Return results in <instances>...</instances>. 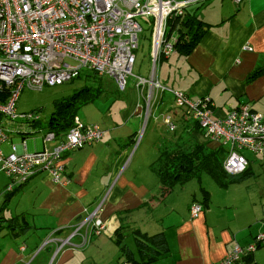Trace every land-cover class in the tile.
I'll return each mask as SVG.
<instances>
[{
  "label": "crops",
  "instance_id": "0c3cea01",
  "mask_svg": "<svg viewBox=\"0 0 264 264\" xmlns=\"http://www.w3.org/2000/svg\"><path fill=\"white\" fill-rule=\"evenodd\" d=\"M189 18L202 22L203 37L190 55L176 50L162 60L157 80L187 93L193 101L209 98L220 119L247 103L264 115V0H243L240 5L232 0H207L190 6L185 19ZM145 45L148 54L139 62L136 55L133 74L149 78L150 36ZM246 46L252 50H245ZM109 80L114 86L102 80L99 97L83 105L77 116L84 125L100 126L105 137L63 155L68 184H54L49 175L39 173L13 193L5 192L9 182L0 186V264H51L54 245L38 253L44 240L51 235L69 237L86 217L85 210H94L105 197L102 235L93 237L86 247L76 237V247L64 248L52 264H214L237 244L246 247L264 234V192L257 198L258 192L247 191L248 182L263 173L264 157L243 152L248 171L224 172L227 185L203 173L162 196L159 177L152 169L160 155L159 145L147 143L142 151L141 145L135 146L146 117L136 80L129 81L124 93ZM154 103L155 118L160 112L170 134L164 121L167 116L188 143L212 151L222 148L196 127L186 111L175 108L173 94L159 93ZM55 107L53 103L52 114ZM165 136L160 132L158 143ZM28 138L33 137L26 142ZM34 143L35 151L44 149L43 139L41 144ZM205 176L217 186H205ZM239 187H245L244 192ZM193 203L203 206L196 219L190 214ZM15 218L20 224L12 227L10 221ZM240 264H264V243Z\"/></svg>",
  "mask_w": 264,
  "mask_h": 264
},
{
  "label": "built area",
  "instance_id": "2783aa9c",
  "mask_svg": "<svg viewBox=\"0 0 264 264\" xmlns=\"http://www.w3.org/2000/svg\"><path fill=\"white\" fill-rule=\"evenodd\" d=\"M207 0H0V171L10 179L5 192L12 193L39 173H46L57 185L69 183L63 155L100 143L105 131L98 125H84L78 117L73 127L62 136L46 131L44 149L30 152L27 137L43 131L41 111L20 112L18 103L23 91L41 93L71 83L90 71L99 78L115 81L118 91L128 90L131 78L136 80L144 100L145 124L152 115V105L159 93L170 91L178 110H186L206 136L227 150L224 170L238 175L249 167L243 152L264 157V115L243 104L223 118L214 115L209 98L193 101L182 91L169 89L157 80L162 60L176 52L178 35L172 24L184 18L190 6ZM240 5L243 0H232ZM145 28L150 31L152 70L149 78L135 76L133 68L140 38ZM251 51L252 48L245 47ZM168 129L177 128L171 116L164 119ZM22 138L11 144L5 154L3 145L12 136ZM138 146V145H137ZM1 200V196H0ZM106 197L77 224L67 238L52 235L42 243L38 253L54 245L51 264L64 248L76 247L73 240L86 247L93 237L102 235L106 223L100 218ZM203 206L190 208L193 219L200 216ZM264 243V234L254 243L237 244L220 262L240 264L245 256L257 251Z\"/></svg>",
  "mask_w": 264,
  "mask_h": 264
},
{
  "label": "trees",
  "instance_id": "16d2710c",
  "mask_svg": "<svg viewBox=\"0 0 264 264\" xmlns=\"http://www.w3.org/2000/svg\"><path fill=\"white\" fill-rule=\"evenodd\" d=\"M185 18L186 16L178 18L172 24V30L178 35L176 49L184 55H190L203 37L204 29L202 22ZM81 77L85 78V87L77 90L70 97H64L54 102L56 111L48 122V131L55 132L59 136L67 133L73 127L80 108L99 97V93L102 92L101 85L103 83L101 84V81L103 78L97 77L90 71L83 73L79 78ZM96 84L97 86H95ZM194 122L196 127H199L198 123ZM40 126L43 127L42 124ZM160 141V155L153 163L152 169L159 177L162 196L173 191L177 186H182L189 180L200 177L203 173H210L218 179L221 185H227L224 182L223 162L228 154L224 147L212 151L197 143H185L183 136L176 133V130L167 137H161ZM10 224L17 227L20 223L15 218L10 221Z\"/></svg>",
  "mask_w": 264,
  "mask_h": 264
},
{
  "label": "rangeland",
  "instance_id": "374dc122",
  "mask_svg": "<svg viewBox=\"0 0 264 264\" xmlns=\"http://www.w3.org/2000/svg\"><path fill=\"white\" fill-rule=\"evenodd\" d=\"M149 36H150V31H148L145 28V30H144L143 34L141 35V38H140V48L136 52V55L138 57V62L142 59V56L148 54L147 53L148 50H147L146 45H145V40L149 42ZM109 79L110 78H108V77H104L103 78L104 84H106V85L108 84V87L114 86V85H111L112 83L110 82ZM131 79H134V78H131ZM131 79L129 81H131ZM85 84H86L85 78L81 77L79 79H76L74 82L65 84L63 86H58L55 88H46L41 93L32 92V91H28V90L23 91V93L21 94L19 103H18L19 111L28 112V111H40V110H42L41 115L43 117V119H42V124H43V128H44L43 131L34 135L33 138L27 139L28 150L30 152L36 150V148H34L35 147L34 140L38 141L41 144L42 136L46 132V127H47L48 122H49L51 115H52V108H53L54 101L57 99H61L64 97H70V96L74 95L77 92V90H80L83 87H85ZM95 86H97V84ZM113 91L115 92L116 89H113ZM168 92L171 93L170 91H168ZM154 109H155V104L152 105V115L149 117L147 124L145 126L143 125L142 130L140 131V133L136 139L135 146L141 145V149H140L141 151L147 143L152 145L153 142H157V146L160 145V142L158 143V141L160 139V132H162L163 134L166 133V136H169V134H170V132H167L166 129L163 127V125H164L163 119L159 116L160 112L157 114V117L155 118V116L153 114ZM155 122L158 123L157 126L155 125L156 124ZM151 131H153V132H151ZM183 138H184V142L186 143L187 142L186 141L187 136L184 135ZM21 141H22L21 136L13 135L12 136V142L3 145L4 153L5 154L11 153L12 152L11 144L12 143L13 144H20ZM39 143H37V144H39ZM38 150H41V148L39 147ZM204 180H205L204 184L207 187H209L211 184H214V186H217L212 181V179H210L208 176H205ZM5 182H10V179L8 177H6V175L1 171L0 172V186L3 185ZM195 184H196V181H195ZM248 184H250V187L248 188L247 191L252 192L256 195L258 192V195H257V198H258V196L262 193V191L264 192V171H263V173L259 174L256 178H253L251 181H249ZM191 186L192 185L189 186V188H188L189 190H191ZM239 188H240V190L243 188L242 191L244 192L245 187H239ZM240 190H239V195L241 192ZM261 199L264 200V197Z\"/></svg>",
  "mask_w": 264,
  "mask_h": 264
}]
</instances>
